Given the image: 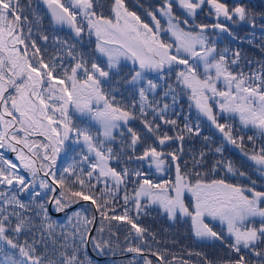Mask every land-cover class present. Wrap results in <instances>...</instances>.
<instances>
[{
	"label": "snow or ice",
	"instance_id": "6c2138e0",
	"mask_svg": "<svg viewBox=\"0 0 264 264\" xmlns=\"http://www.w3.org/2000/svg\"><path fill=\"white\" fill-rule=\"evenodd\" d=\"M33 2L0 0V264H94L87 255L89 246L100 256L117 251L143 256L150 248L141 245H148V236L155 239V233L138 220L153 205L173 221L190 218L200 240L230 238L232 255L220 264H264V190L256 189V181L251 186L225 179L205 182L200 172L182 173L176 163L174 181L153 182L144 165L162 172L166 155L173 162L180 157L158 151L130 124L139 120L161 147L180 141L182 152L185 135H199L200 125L186 120L179 128L168 113L175 110L178 92L187 94L190 107L240 149L264 178V143L257 144L264 139V64L249 73L233 71L241 53L229 56L212 38L231 34L225 22H247L254 29L256 12L243 0L231 7L223 0H161L146 10L145 22L125 0H111L108 16L99 10L101 0H42L52 26L72 33V39H65L44 32ZM205 7L215 23H196ZM162 34L174 39L169 42ZM85 36H95L91 53L78 48ZM120 84L132 89L127 102ZM161 87L163 96L157 98ZM221 115L255 130L247 137L251 149L245 148L243 135L233 136L230 122H219ZM76 116L86 123H75ZM157 120L177 128L176 135L161 132ZM93 125L98 126L95 131ZM142 143L146 146L137 154ZM215 152L222 154L223 147ZM205 156L201 151L193 165L202 164ZM218 167L250 179L231 161L217 160L212 171ZM186 192L193 202L185 203ZM77 204L81 208L67 214L64 225L49 215L48 205L66 212ZM214 221L225 231L214 230ZM120 224L129 226L122 242ZM151 255L157 264H171L159 252ZM143 264L153 261L144 257ZM204 264L213 261L205 258Z\"/></svg>",
	"mask_w": 264,
	"mask_h": 264
},
{
	"label": "flooded vegetation",
	"instance_id": "af4514ba",
	"mask_svg": "<svg viewBox=\"0 0 264 264\" xmlns=\"http://www.w3.org/2000/svg\"><path fill=\"white\" fill-rule=\"evenodd\" d=\"M27 3V0H22V3ZM35 5H37V7L42 8L41 12H42V19H41V26L42 29L44 30V32L46 34H49V36L51 37L52 34H55L57 36L63 37L65 39H72V33L70 32L69 29H67L66 27L63 29L60 28H55L52 26V24L50 23V13L48 12L47 6L44 5L42 3V0H34L33 2ZM136 6H139V4L135 3ZM110 5H111V0H101V7H100V11H103L104 14L109 13V9H110ZM34 17L30 14L29 11V19H33ZM145 22L149 21V18L146 16ZM164 22L162 21V24ZM87 36L84 37L83 41L78 45V48L83 50L86 53H91L93 51H91V47L95 48V36H92L89 40H87L86 38ZM164 39H166V35L163 36ZM167 40V39H166ZM73 42H75L73 40ZM38 43H41L40 41H38ZM51 45H49V52L51 51ZM243 62L248 63V59L246 58ZM246 63H243V70L244 67H246ZM131 64H128V67H130ZM233 71H240V69H238L237 67L233 68ZM245 73H248L247 71H245ZM155 78V75L153 74V77ZM168 83H173V79L170 78L168 80ZM120 88V91L123 92L125 94V101L127 102L129 99H131V96L129 95V93H131L132 89L130 86L128 85H117ZM163 91L164 89L158 88L157 89V98L163 96ZM167 102L171 103V99L167 98ZM193 102L189 99V96L187 94H181L178 92L177 94V104L175 105V110H181L182 108H184V105H191ZM194 108V106H192ZM173 111H169V114H172L175 116V119L178 118L176 115L178 114L176 113H172ZM183 112V111H182ZM195 114H196V119L193 118L194 120H196L197 122L193 125V127H195V125L197 123H199L200 125V132L199 135H195V138L193 140H185L182 142L183 148L184 145L187 144L188 146H191L193 148V152L194 154L190 157L183 155V151H179L180 147H181V142L178 140H171V141H167L165 143V145H163L162 147L158 145V142L151 137V134H147L145 133V130L143 128V125L141 124V122L139 120H135V121H131L130 124L132 127H134L136 130L140 131L142 134V138L144 136H148L149 140L148 143H152L155 146H157V150H163L166 154L170 153V152H176L177 155H179L180 159L178 161L173 162L171 160L170 156H165L164 159L166 160V163L164 165V170L162 172H158L155 171V166L153 165L152 168L147 167V165H145L147 171L146 173H150V177L153 182H163L165 180L168 181H174L175 180V164L179 163L180 167H181V172H200L202 175H205L206 178L205 179H225L227 182L229 183H235V184H240L243 186H251V181H256V189L257 190H264V178H261L260 175L255 171V169L253 168L252 164L250 161L247 160V158L241 153L240 149L236 148L235 146L231 145L230 143H228L224 137L223 134L219 132V130L216 129H211L208 130V128L206 127V123L211 124V122L204 117L203 115H201L195 108ZM74 122L77 123L78 125L83 126L86 121H84L82 118L76 116L74 117ZM183 121H178L177 123H180L178 125H181ZM206 122V123H205ZM219 122L220 123H231L232 124V129H233V136H237V135H243L244 136V146L246 149H251L252 145L249 143V141L247 140V137L249 135H255V130L252 129H245V128H241L240 124H239V120L238 118L233 119L231 121H229L226 117V115H221L219 117ZM157 123H161V132H167L168 135L173 136L176 135L177 130H172L170 129L171 125H166L163 124L162 122H160L159 120H157ZM98 126H92V130L95 131V128ZM210 133V134H207ZM204 137H208V140H205ZM36 139H42V137H37ZM117 142L119 143V138L117 139ZM264 143V139H258L257 140V144H262ZM142 147H145V144H140ZM224 146L225 152L223 154H217L215 152V148L216 147H221ZM223 149V151H224ZM201 151L206 152H210L209 155H206L204 157V162L206 164V162L209 163L208 167L210 168V172H206L205 170H201L199 167H197L196 165H193V158H197L199 159V153ZM188 152V151H187ZM239 153L240 154V161L242 162L240 166H237L236 164H234V161H236V154ZM14 154V153H13ZM15 155V154H14ZM64 158V154H61V159L58 160V163H61V161ZM190 159V160H189ZM227 160V161H231L233 163V165L237 168H239L240 170L244 171L247 174L248 178H239V177H233L231 173H227L226 170L221 167H218L215 171H212V167L215 164V162L217 160ZM183 161L185 162V164H183ZM184 165V167H183ZM189 179L194 180L195 176H190ZM204 179V180H205ZM205 182H210L205 180ZM193 202V198L191 200ZM185 203H190V202H185ZM157 206V205H155ZM157 211L160 212V215L164 218L169 219L168 215L166 213L163 212V210L160 207H154ZM181 218L183 220H188L191 222L190 218L187 217H178V219ZM177 219V220H178ZM171 220V219H169ZM175 220V221H177ZM172 222H175L173 220H171ZM216 222L218 221H214L213 226H214V230L216 231H225L223 229V227L219 224H217ZM192 225V222H191ZM200 240V239H199ZM229 242H231V239L228 238L227 239ZM201 241H206V242H210L213 243L216 240H201Z\"/></svg>",
	"mask_w": 264,
	"mask_h": 264
},
{
	"label": "trees",
	"instance_id": "16d2710c",
	"mask_svg": "<svg viewBox=\"0 0 264 264\" xmlns=\"http://www.w3.org/2000/svg\"><path fill=\"white\" fill-rule=\"evenodd\" d=\"M223 2L227 3L231 7L234 4L239 3L240 0H223ZM243 2L247 4L249 8L258 7L259 8L258 10H264V0H243ZM174 11L177 13V15H183L181 10H179L177 7H174ZM208 12H209L208 8H204L203 11H201L198 14L197 22L206 24L207 20L210 18L209 15H207ZM183 18H187V17H183ZM261 24H264V20H260V23H257L254 29L250 28L246 31V33L249 34L247 38L245 37V39L248 42H250V44L248 43V45H252V46L254 45L256 49H258L259 44H262V43L264 44V27H261ZM246 25L243 24L242 27H245ZM239 28L240 27L238 25L235 26L236 30ZM234 44H237V43H234ZM239 44L243 46V44L241 43ZM227 47H228V50L229 49L231 50V47L229 46ZM232 47L233 49H235L234 46ZM237 47H240V46H237ZM231 53H232V50L231 52L228 51L229 56L231 55ZM176 112L178 113L176 115L178 117L176 118V120L183 121L181 125H178L179 128H183V125L186 120L191 122V120L188 117H192V116H187L184 112L178 109L174 110L172 113L174 114ZM168 117L171 119H175V116L172 114H169ZM170 129L177 130V128H174L173 126H171ZM194 138H195V135H191V136L185 135V140H193ZM221 147H223L224 149V146H221ZM143 148L144 147L137 145V149H136L137 153L142 152ZM224 152H225V149L223 153ZM193 154H194L193 148L185 144L183 148V155L185 156L188 155V157H190ZM235 158H236V161H234V164H236L237 166H240L242 163L240 161V154L237 153ZM183 164H185L184 161H183ZM202 176H203V179L206 178L205 175H202ZM205 180L211 181L212 179H209V180L205 179ZM21 199L27 201L28 199L27 194H22ZM186 202H190V199L189 198L186 199ZM115 223L117 222L114 221L113 224ZM140 224L143 227L147 228L149 232L155 233V239H152L151 236H148V245H141V247H144L146 249L150 248V251L146 250L143 256L127 255L130 257H126L122 259H118V257H116L113 259L101 260L95 256V255L97 256H100V255H98L93 249L92 250L94 254H91L88 249L87 255L92 258V260L94 261V264H112V263H116L119 261L125 262L128 259L133 260L134 264H143L144 257H147L148 259L152 260L153 264H157V257L151 255V252H159L163 254L165 256V259L170 261L171 264H180L181 260L187 261L188 264H195V263L204 264V261H199V260L196 261L194 259V255H197V254H201L197 256L200 257V259L202 260L205 259V255L207 254L208 259L213 261V264H220L221 261L227 259L230 255H232L230 253V250L227 247V244L230 243L228 240H225L223 242L220 240H216L213 243L201 241L198 238H196L193 235V233H191L190 229H192V225H191V222L188 220H183L179 218L177 221L172 222L171 220L162 217L159 213V216L157 215V218L155 216H152L150 221L147 224L146 223H140ZM126 227H129V226H123L124 229H121L120 231H118L119 234L125 233L127 231V229H125ZM189 253H191V255ZM125 254H127V252H124V253L117 252L115 256L125 255ZM108 256H111V255H108Z\"/></svg>",
	"mask_w": 264,
	"mask_h": 264
},
{
	"label": "rangeland",
	"instance_id": "374dc122",
	"mask_svg": "<svg viewBox=\"0 0 264 264\" xmlns=\"http://www.w3.org/2000/svg\"><path fill=\"white\" fill-rule=\"evenodd\" d=\"M151 2V0H125V3H126V5L129 7V9L130 10H132V11H135L137 8H134L133 6H134V4L133 3H137V4H143L144 3V10H147V9H152V8H154L153 6H152V4L150 3H148V2ZM154 3L158 6L159 4H160V0H154ZM25 4H26V2H25ZM32 8H35L36 9V12L41 16L42 15V12H41V10H42V8H39V7H37V5H35L34 3L32 4ZM205 8H208V7H205ZM209 9V8H208ZM251 9H253L255 12H256V14H257V20H256V24L257 23H260V14L261 13H264V10H258L259 8L258 7H255V8H251ZM105 16H108V15H110L109 13H107L106 12V14H104ZM198 17V16H197ZM197 17H196V23H198L197 22ZM215 18H214V16H212L211 18H209L208 20H207V22H206V24H212V23H215ZM221 20L223 21V18H221ZM162 21H163V19H162ZM211 21V22H210ZM190 23H191V21H190ZM225 23H227L228 24V26H229V28H230V30L232 31V33H233V39H239L240 40V42H241V44H243V46H241L240 44H234L232 41H231V39L229 38V37H226L223 33H218V35H212L211 33H210V35H212V38H213V40H214V42L216 43V46H217V48H218V50H224V49H228V47L227 46H229V47H231V50H232V52L233 51H236V50H238L240 53H241V60L244 58V57H246L247 59H248V63H246V62H240V64L239 65H237L236 67L238 68V69H241L242 67H243V63H246V67H244V72L245 71H247L248 73L249 72H252V71H254V70H256L258 67H260V65H262V64H264V44L262 43V44H259V47H258V49H256L255 47H254V45L252 46V45H248V43L250 44V42H248L246 39H245V37L247 38V36L249 35L248 33H246V31L248 30V29H250L251 27L248 25V23L247 22H240V23H237V24H232L231 22H225ZM243 24H247L245 27H242V25ZM236 25H238L240 28L239 29H235V26ZM217 32H218V30H217ZM163 36L164 35H166L167 36V40L169 41V42H171L174 38H172L171 36H170V34H162ZM235 37V38H234ZM87 38V37H86ZM90 38H87V40H89ZM171 40V41H170ZM227 42V43H226ZM226 43V44H225ZM232 46H234L235 47V49H233V47ZM237 46H240V47H237ZM91 49V51H93V48L91 47L90 48ZM231 50L229 49V52H231ZM125 63V65L128 67V64L130 63V62H124ZM243 69V68H242ZM182 111L187 115V116H192L193 118H195L196 119V114H195V107L193 108V107H190L189 105H184V108H182ZM190 114V115H189ZM202 115V114H201ZM206 123V122H205ZM206 127L208 128V130H211L212 128L213 129H216V130H218L217 128H215V126L211 123V124H208V123H206ZM207 134H210V133H207ZM173 136H175V135H173ZM8 153V152H7ZM210 154V152H206V155H209ZM8 157V156H7ZM9 158V157H8ZM10 159V158H9ZM208 165H209V163L208 162H206V164L205 163H202V164H197L196 166L197 167H199L201 170H205V171H210V168L208 167ZM222 168V167H221ZM155 169V168H154ZM223 169V168H222ZM155 171H156V169H155ZM26 175H27V173H25ZM185 202H186V199H190V203L192 202L191 200H192V197H191V193H185ZM154 207H156L155 205H153V206H151L150 208H148L147 209V214L146 215H142V216H140V218H139V220H138V223L140 224V223H148L149 221H150V214H154L155 216H157V215H159V211H157ZM48 208H49V215L51 216V218H52V220H54V221H57V219H56V215H54V213L50 210V207L48 206ZM57 222H59V221H57ZM60 223V222H59ZM67 223V221H65L64 223H60L61 225H64V224H66ZM217 224H219V222H216ZM116 224V223H115ZM98 225H99V221L96 223V226L98 227ZM141 225V224H140ZM220 225V224H219ZM123 226H127L126 224H120V226H119V229H118V231H120L121 229H124L123 228ZM125 229H128V227H126ZM95 231H96V229H94V233H95ZM190 231H191V233H193V235H194V232H193V228L192 229H190ZM94 233H93V235H94ZM126 233V232H125ZM125 233H123V234H119V237H120V240H121V242L123 241V238H124V235H125ZM195 236V235H194ZM117 252H119V251H117ZM130 253H127V254H125V255H118V259H122V258H126V257H130V256H127V255H129ZM133 255H139V254H133ZM203 257V256H202ZM205 258L207 259V260H209L208 259V256H207V254L205 255ZM194 259L196 260V261H205V259L204 260H202V259H200V257H198L197 255H194ZM112 261V260H111ZM129 261H133V260H130V259H128V260H126L125 262H122V261H119L120 262V264H129ZM119 262H116V263H112V264H119ZM134 262V261H133ZM201 263V262H200ZM196 264V263H195ZM202 264V263H201Z\"/></svg>",
	"mask_w": 264,
	"mask_h": 264
},
{
	"label": "water",
	"instance_id": "95a60500",
	"mask_svg": "<svg viewBox=\"0 0 264 264\" xmlns=\"http://www.w3.org/2000/svg\"><path fill=\"white\" fill-rule=\"evenodd\" d=\"M95 229V228H94ZM94 229H93V233H94ZM89 249H91V247L89 246Z\"/></svg>",
	"mask_w": 264,
	"mask_h": 264
}]
</instances>
